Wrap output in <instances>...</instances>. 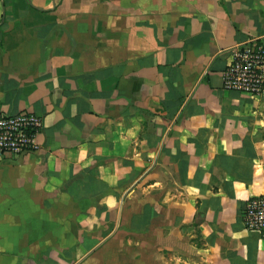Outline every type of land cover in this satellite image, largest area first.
Returning <instances> with one entry per match:
<instances>
[{
	"label": "crops",
	"instance_id": "0c3cea01",
	"mask_svg": "<svg viewBox=\"0 0 264 264\" xmlns=\"http://www.w3.org/2000/svg\"><path fill=\"white\" fill-rule=\"evenodd\" d=\"M264 0H0V264H264V94L225 88Z\"/></svg>",
	"mask_w": 264,
	"mask_h": 264
},
{
	"label": "built area",
	"instance_id": "2783aa9c",
	"mask_svg": "<svg viewBox=\"0 0 264 264\" xmlns=\"http://www.w3.org/2000/svg\"><path fill=\"white\" fill-rule=\"evenodd\" d=\"M231 54L223 72L225 88L252 97L264 94V44L253 39ZM42 127V119L35 114L7 115L0 111V160L35 150ZM242 220L246 230L264 236V195L246 203Z\"/></svg>",
	"mask_w": 264,
	"mask_h": 264
}]
</instances>
